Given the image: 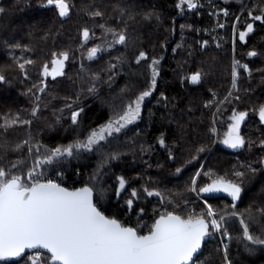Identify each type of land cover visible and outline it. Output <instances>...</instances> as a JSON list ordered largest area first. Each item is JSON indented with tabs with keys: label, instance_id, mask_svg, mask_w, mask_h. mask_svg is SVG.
<instances>
[{
	"label": "trees",
	"instance_id": "obj_1",
	"mask_svg": "<svg viewBox=\"0 0 264 264\" xmlns=\"http://www.w3.org/2000/svg\"><path fill=\"white\" fill-rule=\"evenodd\" d=\"M57 1L0 0V190L35 173L89 185L139 234L169 213L205 218L196 190L230 234L228 262L209 238L196 261L264 264V0ZM135 101V122L93 142ZM234 117L237 152L221 140ZM216 181L237 195L208 196Z\"/></svg>",
	"mask_w": 264,
	"mask_h": 264
},
{
	"label": "water",
	"instance_id": "obj_2",
	"mask_svg": "<svg viewBox=\"0 0 264 264\" xmlns=\"http://www.w3.org/2000/svg\"><path fill=\"white\" fill-rule=\"evenodd\" d=\"M57 4L64 13L66 3L59 0ZM62 69L63 63L56 60L54 72ZM197 77L192 75L191 80L196 83ZM260 115L264 122V108ZM243 142L239 133H231L226 140L234 152ZM205 192L234 198L238 189L216 181ZM208 234L205 218L184 219L175 213L159 216L150 231L139 234L134 227L106 216L89 185L69 188L40 181L29 187L10 183L0 190V251L7 256L40 248L58 264H192Z\"/></svg>",
	"mask_w": 264,
	"mask_h": 264
},
{
	"label": "rangeland",
	"instance_id": "obj_3",
	"mask_svg": "<svg viewBox=\"0 0 264 264\" xmlns=\"http://www.w3.org/2000/svg\"><path fill=\"white\" fill-rule=\"evenodd\" d=\"M225 1H229V0H225ZM44 73L47 75L48 73H53V68H47L45 69ZM140 101H135L134 103H132V105H130L129 107H127V110L122 113L121 115L113 118L108 124L104 125L103 127L99 128V130H97L93 135V142H98L99 140L105 139L107 136L112 135L115 132H119L121 130H123L125 127L129 126L130 124H132L133 122H135L137 120V118L140 115V111H141V104H139ZM77 117V114H74V118ZM240 123H241V118L239 119L238 117H234L232 123L229 126V129L225 131V133H222L221 135V140L223 142L226 141L227 137L231 134V133H239V129H240ZM217 133V131H216ZM58 175H61V173H56ZM2 175H5L2 173ZM34 178H38L40 179H44L45 177H49L48 175H46L45 173H41V174H33ZM4 179V180H3ZM18 180H20L18 178ZM5 178L2 177V179L0 180V186L4 183ZM33 185V184H32ZM19 187H25V185L23 184V182H19ZM195 191V195H196V201L197 202H202L204 204V216H207L211 211H216L217 212V224L220 223V231L222 233H224L225 231L222 230V224H221V218H220V211H218L217 209H215L209 202H207L205 199H203L201 193ZM99 194L95 193V198L98 196ZM167 208L166 207H162L161 209H158L156 211H154L155 216L156 213L157 214H165L164 212H166ZM191 212H193V209L191 207ZM207 218V217H206ZM229 237L230 234L228 232H225ZM3 251H0V255H3ZM37 255V254H36ZM31 256H33V260L35 262H38L40 264H46V257L41 255L40 257H36L34 254H31Z\"/></svg>",
	"mask_w": 264,
	"mask_h": 264
},
{
	"label": "built area",
	"instance_id": "obj_4",
	"mask_svg": "<svg viewBox=\"0 0 264 264\" xmlns=\"http://www.w3.org/2000/svg\"><path fill=\"white\" fill-rule=\"evenodd\" d=\"M41 181L58 182V180H56L54 176L51 175L49 177H45L44 179H41ZM205 220L207 222L208 231H209L207 239L209 238L211 241H216L218 243V246L225 257L226 262H228V246H229L230 237L225 232L222 233L220 231V223L217 224L218 221L217 212L211 211L207 216H205ZM31 254H34L36 257H40L41 255L45 254V251L40 248H37L35 250H32ZM192 264H203V263L200 260L196 261L195 259Z\"/></svg>",
	"mask_w": 264,
	"mask_h": 264
},
{
	"label": "flooded vegetation",
	"instance_id": "obj_5",
	"mask_svg": "<svg viewBox=\"0 0 264 264\" xmlns=\"http://www.w3.org/2000/svg\"><path fill=\"white\" fill-rule=\"evenodd\" d=\"M227 140V139H226ZM226 142V141H225Z\"/></svg>",
	"mask_w": 264,
	"mask_h": 264
}]
</instances>
